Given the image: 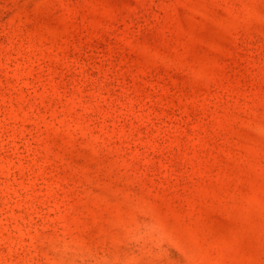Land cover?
<instances>
[{
    "label": "rangeland",
    "instance_id": "374dc122",
    "mask_svg": "<svg viewBox=\"0 0 264 264\" xmlns=\"http://www.w3.org/2000/svg\"><path fill=\"white\" fill-rule=\"evenodd\" d=\"M0 264H264V0H0Z\"/></svg>",
    "mask_w": 264,
    "mask_h": 264
}]
</instances>
